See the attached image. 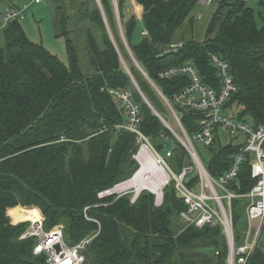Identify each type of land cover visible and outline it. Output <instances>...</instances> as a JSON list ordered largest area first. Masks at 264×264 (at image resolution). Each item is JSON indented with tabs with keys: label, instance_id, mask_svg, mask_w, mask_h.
Listing matches in <instances>:
<instances>
[{
	"label": "trees",
	"instance_id": "trees-1",
	"mask_svg": "<svg viewBox=\"0 0 264 264\" xmlns=\"http://www.w3.org/2000/svg\"><path fill=\"white\" fill-rule=\"evenodd\" d=\"M55 9V36L64 40L67 64H63L41 44L30 41L21 25L13 20L3 30L5 46L0 49V264H47L44 256L32 254L34 239L19 241L25 226L13 225L6 212L12 205H33L45 217L43 228L64 227L69 245L97 234L87 244L84 264H226L228 247L222 229L186 227L176 235L171 223L185 210L170 185L163 190L160 206L154 196L142 192L134 203L129 195L99 199L97 194L129 178L138 165L135 135L117 132L127 119L108 90L129 92L139 106L138 129L158 152L170 148L174 138L143 97L164 118L166 106L149 81L130 66L124 71L120 54L125 52L117 35L115 14L110 0H100L111 41L97 6L75 5V23L63 8V0H51ZM94 2V0H92ZM141 7L140 18L125 14L129 0H117L118 13L127 44L147 78L172 104L173 96L189 83L187 77L161 79L159 73L170 67L192 63L202 81L218 88L210 56L228 62L237 92L226 104L230 111L254 127L264 124V19L257 25L252 9L244 0H214L215 8L203 38L184 39L177 31L192 15L198 0H133ZM211 3V4H212ZM18 8V7H14ZM89 19L100 31L96 39L86 32V45H76V25ZM137 20L142 23L141 39L134 41ZM71 26L72 29H71ZM147 35H143L142 31ZM193 31V29H191ZM181 43L176 51L172 44ZM187 134L197 130L200 115L172 104ZM165 120V118H164ZM166 121V120H165ZM163 136V138H161ZM220 137L209 147L204 164L212 177L228 171L240 144L221 145ZM86 148L87 156L83 155ZM188 161L177 146L169 162L179 171ZM191 178L188 186L196 182ZM249 157L241 164L237 179L229 188L244 194L250 190ZM108 203L107 206L100 204ZM246 200H231L234 243L245 219ZM89 207L87 218L82 210ZM23 215V217H20ZM38 220L36 210H15L12 221ZM264 232V225L261 235ZM260 239L248 264H264V240Z\"/></svg>",
	"mask_w": 264,
	"mask_h": 264
},
{
	"label": "built area",
	"instance_id": "built-area-1",
	"mask_svg": "<svg viewBox=\"0 0 264 264\" xmlns=\"http://www.w3.org/2000/svg\"><path fill=\"white\" fill-rule=\"evenodd\" d=\"M214 0H198L200 7L209 6ZM34 4H40L42 0H31ZM23 9L10 8L2 17L5 23H9L18 17H22ZM143 35L147 32L142 31ZM182 47L181 43L169 46V51H176ZM210 63L216 71L218 88L205 84L199 75L196 67L186 62L182 65L170 67L159 73L161 79L174 78L178 76L187 77L189 83L173 96L172 104L180 108L193 111L200 115L197 121V130L192 135L187 134L180 122L178 114L172 104L161 95L165 105L172 113L178 132L165 123L172 134L174 141L171 147L166 148L163 156L152 145L150 140L138 129L140 122L139 106L133 102L128 92L108 90L116 101L126 110L127 119L124 124L115 127L117 132L127 131L135 135L137 151L132 156L138 167L135 172L122 182L97 194L99 199L108 196L122 197L129 195L130 203H134L140 193L148 192L154 196V205L160 206L163 201V190L172 186L176 196L182 200L185 210L179 214V219L187 226L196 228L219 226L225 236L228 255L226 264H248L256 245L257 240L250 242L245 238L239 245L234 243L232 229L231 200L244 199L245 218L248 221H257L256 234L261 231L264 225V124L254 127L251 122L239 119L235 113L226 110L228 100L237 92V86L230 74V67L227 61L220 56L211 55ZM224 130L230 135L240 136V149L231 159V166L222 175L212 177L206 170L196 148L195 142L202 144L206 149L214 144L216 137H220L218 131ZM163 138V136H161ZM182 147L188 157L175 173L166 160L172 157V151L177 146ZM145 150L152 157L153 164L161 172V180L158 191L143 186L136 189L129 185L136 173L141 168L139 154ZM249 157L250 178L253 185L244 194L232 191L229 186L237 179L241 164ZM190 175V177H189ZM150 174L143 173L142 179ZM196 177V182L188 186L191 178ZM151 181L148 184L151 186ZM20 240L34 239L32 254L44 256L47 264H84V251L90 239H83L79 243L69 245L60 229L45 230L41 220L33 221L19 236Z\"/></svg>",
	"mask_w": 264,
	"mask_h": 264
},
{
	"label": "rangeland",
	"instance_id": "rangeland-1",
	"mask_svg": "<svg viewBox=\"0 0 264 264\" xmlns=\"http://www.w3.org/2000/svg\"><path fill=\"white\" fill-rule=\"evenodd\" d=\"M129 4H126V10H125V14L128 16V14L134 13V11H138V17L140 18V14H141V8H138L134 2H132V0H129ZM246 6H248L250 9L253 10L255 17H256V21H257V25L260 26L262 20L264 19V0H244ZM112 7H113V11L115 14V23H116V28H117V35L119 37V40L121 42V44L124 46L125 52L127 53V55L129 56V60L125 59V54L123 53L120 54V62L122 65V68L124 69V71H126L127 73H129V75L131 76L130 73V66H134L135 69H137V71L141 74V76L143 77V79H145L146 81H149L151 86L153 87V89L156 91V93L161 97V92L159 91L158 87H156L155 83L151 80H149L145 74V72L143 71V69L140 67V65L138 64V62L136 61L135 57L133 56L126 38L124 36V30H123V25L121 24V19L118 13V8H117V0H110ZM73 3L75 5H79L81 3H88L89 9L90 11L94 10V8L97 6L98 9H100V0H94V2L92 0H73ZM62 6L64 8V11L66 12L67 15L70 16V23H75V21L73 19V17L76 18V13H77V8L73 7L71 5V2L69 0H63L62 1ZM14 7H18L20 9H23V15L22 17H18L17 19H14L15 21H17L26 37L37 44H41L46 50H48L51 54L55 55L63 64H67V55L65 52V47H64V40L62 38H57L55 36L56 32H55V9H54V4L51 0H42V2L40 4H34L31 2V0H0V49H3L5 46L4 43V39H3V30L6 27L7 23H5L2 19V17L7 13V11L10 8H14ZM136 7V8H135ZM102 8V6H101ZM215 8V4H210L209 6L206 7H198L195 11H193L192 15L194 16V23L190 24V27L187 25V23L185 22L183 24V26L177 31V37H183L184 39H191L192 37L195 39H202L204 36V32H205V28L206 25L209 21V18L213 12ZM103 10V9H102ZM100 11V10H99ZM104 13V12H103ZM105 17V15H104ZM104 21V20H103ZM105 26H106V31L107 34L109 35L110 39L112 42H114L113 36L111 34V31L109 30V27L107 25L106 22V18H105ZM73 26H71L72 29ZM142 23H140L137 20V24H136V29H135V33H134V41L137 42L141 39V30H142ZM191 29H193V31H191ZM91 31V33L94 35V37L96 39H100V31L98 29V27L93 24L89 19H84L82 21H80L79 23H77L76 25V32H77V36H76V45L80 51L79 55H80V59L82 57V53H84L82 50L85 48L86 45V32L87 31ZM115 44V42H114ZM132 78V83L135 87V89L139 92V87L137 85V83L135 82V80ZM129 93V92H128ZM130 94V93H129ZM144 102H146L148 104V106L151 108V110H153L154 113H156L161 119L160 121L162 122V124L164 125V127H166L165 123L168 124L172 129H174L176 132H178V128L175 122V119L172 115V113L170 112V110L167 108L166 106V113L164 114V118L161 117L159 115V113H157L154 109V107H152L146 98L143 97ZM117 105L119 107H122V105L117 102ZM248 122H250L248 120ZM167 128V127H166ZM220 138V144L221 145H227L230 142L236 143L237 140H240L241 137H238L237 139H235L232 135H230L228 132L224 131V130H220L218 131ZM195 148L203 162V164H205L208 161L209 158V151L200 143H196L195 142ZM83 155L86 158L87 156V151L86 148L83 149ZM159 155L163 156V153L159 152ZM166 162L168 163V165L170 166V168L173 170L171 163L169 162V160H166ZM175 173H178L177 171L173 170ZM190 177V175H189ZM117 198V197H115ZM119 198V197H118ZM108 203H104V204H100V206H107ZM26 210V211H33L36 210L39 214V218L38 220H41L42 222L45 221V217L43 216V213L40 211V209H38L37 207L33 206V205H21V204H16V205H12L8 208L6 214L10 219V222L13 225H24L25 228H27L33 221H35V219H25V220H20L17 222H13L12 221V212L15 210ZM89 207H86L82 210L84 216L87 218V211H88ZM20 217H23V215H21ZM240 225L238 228V232L240 235V243L243 242V240L247 237L250 239L251 241H254L255 239L257 240V243L260 239V235H261V231L259 233L256 234V227L258 222L257 221H248L246 218L243 219V221H240ZM171 227L172 230L174 231V233L176 235L180 234L186 227H188L184 222H182L179 218L174 219L171 223ZM24 228V229H25ZM52 229H60V230H64V227L61 224H55L53 225L51 228ZM232 229H234L233 227V221H232ZM262 230V228H261ZM97 234L93 235L90 238L92 240ZM234 235V232H233ZM19 241H22L19 239ZM261 240H264V232L261 235ZM264 242V241H262ZM85 255V254H84Z\"/></svg>",
	"mask_w": 264,
	"mask_h": 264
},
{
	"label": "bare ground",
	"instance_id": "bare-ground-1",
	"mask_svg": "<svg viewBox=\"0 0 264 264\" xmlns=\"http://www.w3.org/2000/svg\"><path fill=\"white\" fill-rule=\"evenodd\" d=\"M138 158L141 162V168L136 173L134 178L129 182V185L134 186L136 189H141L143 186H148L150 189L158 191L159 194L158 188L161 180L160 170L155 167V165L153 164L152 157L145 150L140 152ZM143 173L150 174V176L144 180L142 179ZM148 180L152 182H150L151 186L150 184L146 183L148 182Z\"/></svg>",
	"mask_w": 264,
	"mask_h": 264
},
{
	"label": "crops",
	"instance_id": "crops-1",
	"mask_svg": "<svg viewBox=\"0 0 264 264\" xmlns=\"http://www.w3.org/2000/svg\"><path fill=\"white\" fill-rule=\"evenodd\" d=\"M132 2H134L133 0H132ZM138 8H141L140 6H137ZM136 8V7H135ZM136 14L138 15L139 13H138V11H136ZM155 115L159 118V119H161L156 113H155ZM234 137V136H233ZM238 137H240V136H237V137H234L235 139H237ZM242 141V138L240 139V140H237V142L236 143H234V144H239L240 142Z\"/></svg>",
	"mask_w": 264,
	"mask_h": 264
},
{
	"label": "water",
	"instance_id": "water-1",
	"mask_svg": "<svg viewBox=\"0 0 264 264\" xmlns=\"http://www.w3.org/2000/svg\"><path fill=\"white\" fill-rule=\"evenodd\" d=\"M99 10H100L101 16H102V18L104 20V23H105V17H104V13H103V10H102L101 6H100V9Z\"/></svg>",
	"mask_w": 264,
	"mask_h": 264
}]
</instances>
